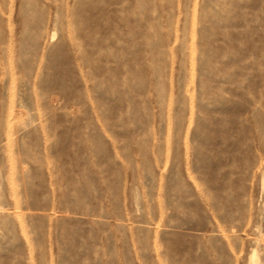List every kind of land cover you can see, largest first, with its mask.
Masks as SVG:
<instances>
[{
	"label": "rangeland",
	"instance_id": "obj_1",
	"mask_svg": "<svg viewBox=\"0 0 264 264\" xmlns=\"http://www.w3.org/2000/svg\"><path fill=\"white\" fill-rule=\"evenodd\" d=\"M0 264H264V0H0Z\"/></svg>",
	"mask_w": 264,
	"mask_h": 264
}]
</instances>
